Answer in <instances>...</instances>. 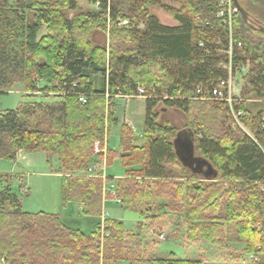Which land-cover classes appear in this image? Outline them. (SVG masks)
<instances>
[{
	"label": "trees",
	"instance_id": "obj_1",
	"mask_svg": "<svg viewBox=\"0 0 264 264\" xmlns=\"http://www.w3.org/2000/svg\"><path fill=\"white\" fill-rule=\"evenodd\" d=\"M127 1L134 2L128 10L109 0H0V94L17 85L27 93L16 109L0 114V159L16 162L20 152H42L52 166L58 157L64 207L76 203L84 216L101 217L104 182L85 174L95 143H103L117 122L114 99L137 96L141 86L152 96L145 101L143 145L137 146L133 131L123 125L122 152L108 154V166L118 158L125 168L115 196L122 209L154 224L162 220L158 213L169 210L184 217L188 241L218 248L243 245L255 259L208 263L173 254L159 258L154 243H144L116 219L105 220L91 234L73 230L56 214L23 211L12 190L15 176L0 174V261L264 264V110L254 107L264 103V0H238L248 21L240 13L233 20V37L242 44L234 50L233 73L251 66L243 102L233 110L249 115L242 121L255 139L238 127L228 103L189 99L198 87L212 93L229 78L222 66L229 63L228 29L217 16L219 0H170L178 6L163 0ZM83 2L99 6L83 9ZM154 7L164 9L177 25H163L151 13ZM197 17L217 28L197 27ZM119 19L144 28L122 29ZM44 28L46 35L39 38ZM95 31L108 35V47L92 42ZM94 75L103 78L100 89ZM38 94H54L56 101H32ZM159 104L186 114L184 133L159 123ZM179 136L193 140L199 160L215 176L203 178L183 165L174 141Z\"/></svg>",
	"mask_w": 264,
	"mask_h": 264
},
{
	"label": "rangeland",
	"instance_id": "obj_2",
	"mask_svg": "<svg viewBox=\"0 0 264 264\" xmlns=\"http://www.w3.org/2000/svg\"><path fill=\"white\" fill-rule=\"evenodd\" d=\"M10 3H14V0H9ZM112 3H116L123 10H128L134 5V2L127 0H109ZM165 3L178 6L175 3H172L170 0H163ZM245 2V0H242ZM82 8L97 9L98 7L93 5H87L84 2L82 3ZM151 13L156 15L160 22L164 25L176 26V22L171 17L169 13L164 11L161 7H154L151 9ZM121 21H126L125 19H119ZM129 23L125 26H120L122 29L132 30L135 28L143 29L144 25L140 24L136 27L135 23H132L130 20H127ZM46 35V28H44L39 38ZM91 40L94 44L100 45L103 47L109 46V37L108 35L102 33L101 31H95L91 35ZM225 65V64H224ZM222 65V66H224ZM251 66L248 63L246 66L238 69L232 75L231 80V91L230 95L233 99L243 102L242 91L248 87L247 80L250 76ZM93 79L95 80L97 87L100 89L103 86V78L101 75H94ZM44 85L41 82V87ZM11 90L12 92L7 94H0V114L7 110H13L18 107V105L23 101V93H18V85ZM109 95L107 96V98ZM117 97L120 99L117 100ZM114 101L116 103V118L117 122L113 123L110 127L109 133L105 135L104 141L108 139L109 150L115 151L118 153L122 152V142H121V129L123 125L133 126L130 127L133 131V137L137 142V146L143 145V132H144V118H145V101L146 99L140 98L138 96H131L129 98H121L122 96H117ZM34 102H55L56 99L54 94H50L48 97L46 94H38L32 98ZM237 104V103H235ZM260 103H257V105ZM230 105V104H229ZM255 105L264 110V103H261L260 106ZM231 107V112L233 118L238 125V127L244 132V134L255 139V134L244 124L242 118H246L249 115L240 112L239 116L237 112ZM157 112L160 114L159 123L162 125L169 124L172 127L178 129L180 133H184L187 125V116L183 111L178 109H169L165 108L162 104H159L157 107ZM264 129V117H262ZM178 138H181L178 137ZM172 140V138H171ZM177 140V139H176ZM174 140V141H176ZM177 149V148H176ZM30 157L31 164L26 166L25 162L18 164V158L16 162H11L8 160L0 159V173L14 175L15 178L12 182V188L15 193H17L22 201L23 211L28 213H40L44 212L47 214H56L62 218L64 212L71 209H76V203H69L67 207L63 205V175L58 173V168L60 164L58 162V157H54L52 160V166L47 162L48 156L45 153L38 152L32 154H26ZM199 154L193 151L192 163L195 167L196 160L198 159ZM195 162V164H194ZM118 169L121 174L120 177H116ZM107 176L109 181L118 184L117 179L124 178L125 168L122 166L120 159H115L112 165L107 168ZM189 176L191 172H188ZM27 188L28 193L22 191V188ZM111 204V205H110ZM164 204V202H163ZM106 211L109 213V217L112 219H122L121 221L124 224L126 231L133 232L137 234L144 243H154L155 256L166 257L168 258L171 253L176 255L178 258L198 260L201 258L206 259L208 263H226V262H249L251 259L244 252L243 245H227L224 248H218L212 244L201 243V242H190L186 239V233L188 226L184 221L182 215H175L170 213L169 210L158 213L162 217V220L158 224H154L138 213L132 211L123 210L121 204H116L113 201H109L105 205ZM111 211V212H110ZM174 216H173V215ZM80 215L83 216L80 212ZM112 215V216H111ZM120 221V220H119ZM165 236V240H161L159 237L161 235ZM156 256V257H157Z\"/></svg>",
	"mask_w": 264,
	"mask_h": 264
},
{
	"label": "built area",
	"instance_id": "obj_3",
	"mask_svg": "<svg viewBox=\"0 0 264 264\" xmlns=\"http://www.w3.org/2000/svg\"><path fill=\"white\" fill-rule=\"evenodd\" d=\"M99 6V3L95 5ZM239 9L236 7L234 0H219V12L218 18L221 20V26H225L228 29V46L225 50V53L229 56V63L223 66L224 69L229 71V78L221 82L220 86L213 90L212 93H206L201 87L197 88V91L192 94L189 98L191 100H201V101H216V102H225L233 106L235 103H240L239 100L233 99L230 95L231 91V80L233 75L232 68V60L235 56L234 50L235 48H241L242 44L238 43L233 37V20L234 17L239 14ZM128 21H121L120 26L128 25ZM195 25L199 28H209L216 29L217 26L214 25L211 21H204L200 17L195 19ZM238 70V69H237ZM227 89V92L225 91ZM230 90V91H229ZM137 96L140 98H151L143 87H138ZM108 96V95H107ZM129 98V97H126ZM165 99H170V97L165 96ZM80 101L86 103V100L81 97ZM241 116L240 112L238 114ZM109 145L108 139H106L103 143L96 142L94 145V156L88 167V170L85 174L86 177L89 178H99L104 182V203L113 201L116 204H121V200L119 198H115L118 192L117 185L113 182L109 181V177L107 176V168H108V154H109ZM111 195V199L107 196ZM109 215V214H107ZM161 240H165V236L162 234L159 237ZM250 259H255L254 256H250ZM0 264H8L5 258H2Z\"/></svg>",
	"mask_w": 264,
	"mask_h": 264
},
{
	"label": "crops",
	"instance_id": "obj_4",
	"mask_svg": "<svg viewBox=\"0 0 264 264\" xmlns=\"http://www.w3.org/2000/svg\"><path fill=\"white\" fill-rule=\"evenodd\" d=\"M177 24V23H176ZM164 25V24H163ZM165 26H169V25H165ZM169 27H173L172 25L169 26ZM15 88V87H14ZM14 91V89H13ZM12 91H9L8 93H10ZM18 93H23V101L21 102H24L26 100V96H27V93L24 91V88L23 86L21 85H18ZM121 98H125V97H121ZM118 99H120V97H117V100L115 101H118ZM116 114V112H115ZM127 126H129L127 124ZM129 127H133L132 125L129 126ZM134 128V127H133ZM18 164L21 163V162H25V165L28 167L30 166L31 164V161H30V157L26 156L24 152H20L18 154ZM49 160L47 159V162ZM190 171H193L191 168H188ZM115 172H117V174L115 175L116 177H120V173H119V170L116 169ZM195 173V172H194ZM0 174H4V173H0ZM198 175H200L201 177L203 178H211V176H215L216 174H214L213 170L209 167V166H203L200 171H198L197 173ZM119 180V179H117ZM12 185V184H11ZM13 190V188H12ZM22 191L25 192L26 194H29L28 193V189L25 187L22 188ZM14 192V191H13ZM108 202H106L104 204V210H103V215L101 217H87V216H81L80 215V212L82 213L83 211V207L81 205H77V208L76 209H71L69 208L68 210H66L64 212V216L61 218V221L64 223L65 226H67L68 228L70 229H73V230H78V231H81V232H84L86 234H91L93 233L95 230H96V227L98 225H103L105 220L107 219H112L111 217H109V214L106 209H105V205L107 204ZM111 205V204H110ZM111 212V211H110ZM28 213V212H27ZM173 215V214H172ZM112 216V215H111ZM174 216V215H173ZM117 220V218H116ZM120 221L122 219H119ZM122 222V221H121ZM173 254V253H171ZM157 256V255H156ZM176 256V255H175ZM159 257V256H157ZM177 257V256H176ZM159 258H166V257H159ZM178 258V257H177ZM179 259H182V258H179ZM185 260V259H184Z\"/></svg>",
	"mask_w": 264,
	"mask_h": 264
},
{
	"label": "water",
	"instance_id": "obj_5",
	"mask_svg": "<svg viewBox=\"0 0 264 264\" xmlns=\"http://www.w3.org/2000/svg\"><path fill=\"white\" fill-rule=\"evenodd\" d=\"M234 3L236 5V7L239 9V12L242 15L244 21L247 22L248 21L247 12L243 9V7L240 5L238 0H234ZM260 31L262 33H264V29H261ZM175 146H176L178 151L183 153V157L181 160L183 165L188 167V168H191L193 170V172L198 173V171H200V169L203 166H206L205 164H203V162H201V160H199V158L196 160L195 167L193 166V163H192L193 151H195L193 140H189L188 138L181 137L175 141ZM194 164H195V162H194Z\"/></svg>",
	"mask_w": 264,
	"mask_h": 264
}]
</instances>
